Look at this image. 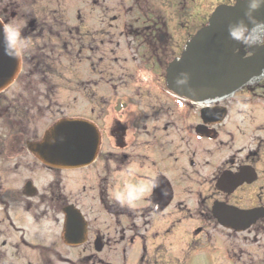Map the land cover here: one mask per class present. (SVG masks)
<instances>
[{
    "label": "flooded vegetation",
    "instance_id": "1",
    "mask_svg": "<svg viewBox=\"0 0 264 264\" xmlns=\"http://www.w3.org/2000/svg\"><path fill=\"white\" fill-rule=\"evenodd\" d=\"M236 1L0 0L31 42L0 91V264H264V74L203 102L167 85ZM61 120L81 164L45 149Z\"/></svg>",
    "mask_w": 264,
    "mask_h": 264
},
{
    "label": "water",
    "instance_id": "2",
    "mask_svg": "<svg viewBox=\"0 0 264 264\" xmlns=\"http://www.w3.org/2000/svg\"><path fill=\"white\" fill-rule=\"evenodd\" d=\"M249 0H237L231 6L221 5L210 15L207 23L185 43L180 57L175 58L167 70L169 89L187 99L203 102L219 95L233 94L245 84H254L264 74V53L257 45L249 47L250 56L244 57L240 44L229 37V24L244 20L251 27L254 23L264 22V6L253 13L251 20L245 16ZM5 36L0 23V91L7 87L18 71V58H12L4 52ZM182 73L188 74L185 84L178 85ZM81 125L69 120L55 123L45 134V145L55 154L57 167L69 164L78 165L82 161H69L70 138L77 136L71 128L77 130ZM82 128V127H80ZM71 132V135H70ZM52 148V149H51ZM46 152V151H44ZM40 152V160L51 163ZM42 155V156H41Z\"/></svg>",
    "mask_w": 264,
    "mask_h": 264
},
{
    "label": "clouds",
    "instance_id": "3",
    "mask_svg": "<svg viewBox=\"0 0 264 264\" xmlns=\"http://www.w3.org/2000/svg\"><path fill=\"white\" fill-rule=\"evenodd\" d=\"M262 6H264V0H249L245 16L251 20L253 13ZM2 26L5 36L4 52L12 58H18L31 42L28 38L22 36L21 28L15 24L9 22ZM228 33L232 40L241 45L252 47L258 43H264V22L254 23L249 27L244 20H239L236 23L229 24ZM181 75L183 78L176 81L178 85L185 84L188 79L187 73H182ZM144 191L145 189H140L141 193ZM136 198H138V194H135L128 186H126L124 193L116 196V199L121 203H131Z\"/></svg>",
    "mask_w": 264,
    "mask_h": 264
},
{
    "label": "rangeland",
    "instance_id": "4",
    "mask_svg": "<svg viewBox=\"0 0 264 264\" xmlns=\"http://www.w3.org/2000/svg\"><path fill=\"white\" fill-rule=\"evenodd\" d=\"M67 94V93H66ZM66 94L64 92H61L58 97L56 98V102L58 105L64 106L67 104V98ZM58 117V114H56L55 118ZM46 122V121H45ZM41 128V127H40Z\"/></svg>",
    "mask_w": 264,
    "mask_h": 264
}]
</instances>
